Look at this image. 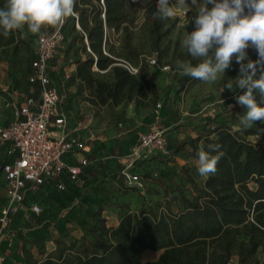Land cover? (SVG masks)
<instances>
[{
    "label": "rangeland",
    "instance_id": "rangeland-1",
    "mask_svg": "<svg viewBox=\"0 0 264 264\" xmlns=\"http://www.w3.org/2000/svg\"><path fill=\"white\" fill-rule=\"evenodd\" d=\"M174 2L172 0L176 15L168 19L175 21V26L160 41L158 52L151 44L152 38L144 11L139 9V0L135 5L134 22L127 33H108L106 53L116 59L129 60L138 68L136 77H145L148 82V96L137 108L133 101L112 106L90 100L87 84L76 75L78 63L87 59L89 51L87 47L83 48L86 40L81 37V30L75 24L76 16L69 17L61 27L64 41L54 50L49 73L66 95L64 109L71 124L76 126L79 121L91 119L86 128H81L89 147L85 154L89 168L71 192L38 189L43 212L34 215L27 210L26 215L21 214L11 222L4 232L5 244H0V251L10 249L14 256L13 264H37L45 252L55 248L54 240L65 235L69 239L88 234V229L94 223L93 213H100L107 225H114L118 212L126 209L136 211L141 205H150L157 214H161L165 212L164 204L168 200L172 211L179 210L181 203L177 200L176 190L181 189L188 197L192 195L183 170L188 171L198 186L207 176L197 171L199 149L194 150L190 141L196 137L203 138L211 126L220 122L233 129L244 127L240 124V118L246 108L235 100L244 91L236 88L239 65L235 60L231 68L219 74L215 82L191 79L180 87L178 79L183 73L178 70L177 62L192 64V61H198L189 55L182 43L195 28L193 17L197 14V8L190 4L180 8ZM157 3L158 0H151L148 9H156ZM53 29L56 28L46 26L40 33ZM35 35L28 31L27 26L14 30L13 41L0 48V124L9 122L16 108L15 102L1 91V87L13 82L24 86L28 62L35 47ZM125 41L133 51L125 48ZM248 55L252 60L257 59V53ZM151 57L157 59L154 66L148 63ZM165 65L169 67L167 70L162 69ZM91 70L96 79L110 81L112 78L109 72L98 71L94 65ZM229 82L233 84V90L224 89ZM150 86L156 90L155 99ZM153 129L163 130L168 138L169 158L145 157L136 161L130 173L136 174L138 181L131 182L123 173L124 161L137 145L139 135ZM247 139L262 142L258 135L248 136ZM182 142L187 144L179 147ZM2 203L0 195V205ZM158 254L144 250L140 253V260L153 261ZM256 258L259 263L263 262L261 250ZM230 264H235V258L231 259Z\"/></svg>",
    "mask_w": 264,
    "mask_h": 264
},
{
    "label": "trees",
    "instance_id": "trees-1",
    "mask_svg": "<svg viewBox=\"0 0 264 264\" xmlns=\"http://www.w3.org/2000/svg\"><path fill=\"white\" fill-rule=\"evenodd\" d=\"M6 2L0 0V8L5 7ZM135 5L133 0H75V24L81 30V37L86 40L83 48L89 50L87 59L78 63L76 75L87 84L92 102L116 106L123 101H133L137 108L148 96L149 85L145 77L130 74L115 64L116 58L104 53L109 31L126 34L133 24ZM155 11L148 9L144 12V18L153 49L158 52L160 41L175 26V21L154 17ZM55 30L57 28L35 35V47L25 75V89H29L27 76L35 58L38 36ZM59 31L64 41L61 27ZM13 39L14 31L5 36L3 29H0V48ZM124 46L134 50L128 41L124 42ZM247 52L256 53L252 48ZM197 63L199 61H192L193 66ZM92 65L98 71L109 72L111 80L94 78ZM191 79L183 74L178 79L180 87ZM150 88L155 99L156 90L152 86ZM254 95L257 102L264 106L258 90ZM261 128H264V124L259 122L251 128L233 129L222 122L211 126L203 138L196 137L190 144L194 150L199 149L201 143L205 149L209 144L222 146L223 156L218 162L217 172L207 175L203 184L198 186L184 169L192 195L188 197L181 189L176 190L177 200L181 203L179 210L172 211L168 200L164 204L165 212L161 214H157L150 205H141L136 211L126 209L118 212L114 225H107L100 213H93L94 223L88 229V234L69 239L65 235L54 240L55 248L45 252L37 264H230L232 258H235V264H264V259L259 263L256 258L259 250L264 254V131ZM253 135L260 136L262 142L247 139ZM165 138L166 153L153 155L152 158H169V140L166 135ZM185 144L187 142L178 146ZM88 166L89 161L77 182ZM77 182L71 185L70 191L65 192H71ZM41 188L56 190L54 184ZM140 197L143 198L142 195ZM27 201L38 204L42 209L37 191L29 192ZM4 202L5 199L2 205ZM144 250L159 254L153 261L141 262L140 253Z\"/></svg>",
    "mask_w": 264,
    "mask_h": 264
},
{
    "label": "clouds",
    "instance_id": "clouds-1",
    "mask_svg": "<svg viewBox=\"0 0 264 264\" xmlns=\"http://www.w3.org/2000/svg\"><path fill=\"white\" fill-rule=\"evenodd\" d=\"M139 3V9L147 12L151 0ZM174 3L180 8L186 4L197 8L193 17L195 28L182 43L199 63L193 66L190 62H177L178 70L199 81L215 82L235 60L239 65L236 88L244 90L235 100L246 108L240 124L245 128L257 122L264 124V106L254 95L258 90L264 103V0H175ZM74 5L75 0H7L5 7L0 8V29L5 36L25 26L33 34L46 26L59 29L75 15ZM156 9L153 16L162 20L176 15L172 0H158ZM249 48L256 51V60L249 57ZM225 88L233 90V84L226 83ZM221 148L220 144H209L205 149L201 143L197 153L200 175L217 172L223 156Z\"/></svg>",
    "mask_w": 264,
    "mask_h": 264
},
{
    "label": "built area",
    "instance_id": "built-area-1",
    "mask_svg": "<svg viewBox=\"0 0 264 264\" xmlns=\"http://www.w3.org/2000/svg\"><path fill=\"white\" fill-rule=\"evenodd\" d=\"M62 41L59 29L38 36L35 58L27 76L30 93L16 107L14 120L0 127V145H6L8 149L7 159L2 165L5 202L0 208V242L23 208L35 215L41 214L42 209L38 204L27 201L29 192L48 184H54L59 192L70 191L71 185L77 182L88 164L86 158H81L75 164L64 159L68 154L86 152L88 146L78 129L68 125L67 116L60 106L64 95L48 73L49 61ZM148 63L154 66L156 58L151 57ZM115 64L132 75L138 73V68L124 59H116ZM168 68L167 65L162 67L163 70ZM1 89L13 97L19 95L16 87L5 85ZM165 153L163 130L153 129L141 133L137 145L127 156L124 175L131 182H137L138 176L130 173L135 162Z\"/></svg>",
    "mask_w": 264,
    "mask_h": 264
},
{
    "label": "crops",
    "instance_id": "crops-1",
    "mask_svg": "<svg viewBox=\"0 0 264 264\" xmlns=\"http://www.w3.org/2000/svg\"><path fill=\"white\" fill-rule=\"evenodd\" d=\"M5 85H9V86H13V87L18 88V90H19V95H18L17 97H13L10 93L4 92V91H2V89H1V91H2V92H3V93H4L9 99H11V100H13V101L15 102L16 107H17L20 103H22L24 97L30 93V90H29V89H25L24 86H19L16 82L8 83V84H5ZM5 85H3V86H5ZM3 86H2V87H3ZM2 87H1V88H2ZM60 91H61V93L64 95V99H63V101L61 102L60 106H61L62 110H63L64 113H65V109H64V106H65V105H64V104H65V102L67 101V100H66V95L63 93L61 87H60ZM15 110H16V108L13 109V112H12V114H11V120H10L9 122H7V123L0 124V127L6 126L8 123H10L11 121L14 120V112H15ZM65 114H66V113H65ZM66 116H67V114H66ZM67 122H68V125H69L70 127H73V128L78 129V133L84 138V136L81 134V132H82L81 128H86L87 124L91 122V119H89V120H87V121H84V122H86V123H84L83 121H82V122L79 121V122L76 123V126H73V125L71 124V122H70L68 116H67ZM74 124H75V123H74ZM120 135H121V133L118 134V136H120ZM7 150H8V149H7V146H6V145H1V149H0V181H1V182H0V184H1V187H0V195H1V198L3 199V201H4V199H5V192H4V177H3V173H2L1 167H2V163H3L4 160H6V158H7ZM88 150H89V147H88ZM88 150H87L86 152H75V153L72 154V155H69V154H68V155H66V156L64 157V159H65L66 162H68V163H70V164H75V163H76L78 160H80L81 158H87V156H86L85 154H87ZM126 158H127V157H126ZM126 163H127V159L124 161V166H125ZM1 207H2V204L0 205V208H1ZM27 210H28L27 208H23L22 211H21V213H22L23 215H26V211H27ZM116 223H117V219H116L115 224H116ZM2 242H4V244H5V238L1 239L0 244H1ZM13 257H14V256H13V252L10 251V249H7L6 252H1V251H0V264H2L3 261L5 262V264H13Z\"/></svg>",
    "mask_w": 264,
    "mask_h": 264
}]
</instances>
